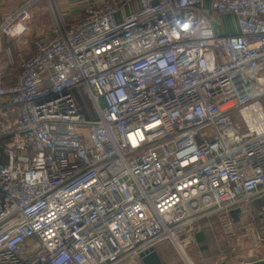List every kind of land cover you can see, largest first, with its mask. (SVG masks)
Wrapping results in <instances>:
<instances>
[{
    "label": "built area",
    "instance_id": "obj_1",
    "mask_svg": "<svg viewBox=\"0 0 264 264\" xmlns=\"http://www.w3.org/2000/svg\"><path fill=\"white\" fill-rule=\"evenodd\" d=\"M36 1L0 39L26 32ZM50 2L52 33L12 83L0 70V264H126L166 239L183 251L214 214L248 229L229 212L255 222L264 199V0H86L72 22ZM212 12L238 31L217 34Z\"/></svg>",
    "mask_w": 264,
    "mask_h": 264
},
{
    "label": "crops",
    "instance_id": "obj_2",
    "mask_svg": "<svg viewBox=\"0 0 264 264\" xmlns=\"http://www.w3.org/2000/svg\"><path fill=\"white\" fill-rule=\"evenodd\" d=\"M23 1L24 0H0V22L7 14L14 11ZM56 2L63 10L69 22L79 19L83 15L84 7L86 5V0H56ZM211 14L213 16L212 24L217 34H235L238 31L237 19L233 14H217L213 12ZM53 27L54 18L51 11L50 0H37L31 9V18L27 22L26 32L20 37H10L6 35L0 39V70L6 72V80L8 83H12L15 80V76L19 70L20 54L31 50L32 40L35 37L49 36L52 33ZM260 199L263 198L254 199L252 201V205L256 204L258 201H260ZM214 216L217 215H209L197 221L193 230V236L195 240L192 243L194 244L191 246H188L189 243L186 244V251L187 253L189 252V256L194 255V248L202 249L204 248L205 244L212 243L213 249L215 250H217L220 246L222 239L219 234V230L217 227L211 228L207 225V221H210L209 219ZM250 221V215L247 212H243L241 215V220L234 222V226L238 231L239 227L246 225L248 230L254 232L253 234L256 232L254 235L256 238L258 234L264 233L262 219H258L252 223H250ZM154 247L159 255V258L161 259L162 264H183V260L185 259L183 258L180 250L172 241L166 239L158 242L154 245ZM224 260L225 258L220 257L218 260L219 263L214 264H221L224 262ZM227 263L233 264L228 261ZM126 264L144 263L138 255L133 262Z\"/></svg>",
    "mask_w": 264,
    "mask_h": 264
},
{
    "label": "rangeland",
    "instance_id": "obj_3",
    "mask_svg": "<svg viewBox=\"0 0 264 264\" xmlns=\"http://www.w3.org/2000/svg\"><path fill=\"white\" fill-rule=\"evenodd\" d=\"M75 93L78 104L81 103L83 106L90 107L92 113L94 114L93 107L90 105L87 96L84 94L83 90L79 88L75 91ZM263 206L264 199H260V201H258L252 206V212L256 214V220L263 219L264 214H259V212L262 211ZM247 213L250 215L249 212ZM209 220L210 221H207V225L211 228L217 227V229L219 230V234L222 239V241L220 242V246L217 250H215L213 249L212 243H209L205 244L204 248L202 249L194 248L195 252L194 255H190L191 257L188 254L189 252L187 253L186 251V246H184L183 251L185 253L186 260H183V264H214L219 263L218 260L220 259V257H223L226 261L234 264L238 262L249 261L255 258L264 257V241L260 240L259 238L257 239L254 236L256 232L255 234H253V231L243 229L240 230L238 233L236 232L235 235H232L231 233L226 232L227 227H225L218 215L210 218ZM188 239L190 241L188 246L193 245L194 243L192 242L195 240L193 234L192 236L190 235ZM186 256L188 257V259Z\"/></svg>",
    "mask_w": 264,
    "mask_h": 264
},
{
    "label": "water",
    "instance_id": "obj_4",
    "mask_svg": "<svg viewBox=\"0 0 264 264\" xmlns=\"http://www.w3.org/2000/svg\"><path fill=\"white\" fill-rule=\"evenodd\" d=\"M229 213L233 221L238 222L241 220L242 208L241 207L233 208L230 210ZM139 256L144 264H162L161 259L159 258V255L154 246L141 252ZM221 264H229V263L224 261ZM234 264H264V257L255 258L249 261H243Z\"/></svg>",
    "mask_w": 264,
    "mask_h": 264
},
{
    "label": "bare ground",
    "instance_id": "obj_5",
    "mask_svg": "<svg viewBox=\"0 0 264 264\" xmlns=\"http://www.w3.org/2000/svg\"><path fill=\"white\" fill-rule=\"evenodd\" d=\"M180 251H181V253L183 254V256L185 257V254H184V252L182 251V249L180 248ZM186 259V258H185ZM187 262V261H186ZM188 263V262H187ZM189 264V263H188ZM191 264V263H190Z\"/></svg>",
    "mask_w": 264,
    "mask_h": 264
}]
</instances>
